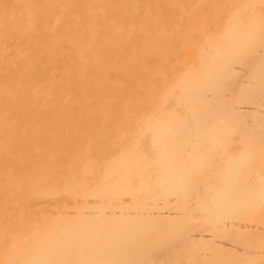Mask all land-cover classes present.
I'll list each match as a JSON object with an SVG mask.
<instances>
[{"label":"bare ground","instance_id":"obj_1","mask_svg":"<svg viewBox=\"0 0 264 264\" xmlns=\"http://www.w3.org/2000/svg\"><path fill=\"white\" fill-rule=\"evenodd\" d=\"M6 24L0 93L49 120L3 162L0 264H264V0H0ZM96 34L99 65L66 51Z\"/></svg>","mask_w":264,"mask_h":264},{"label":"rangeland","instance_id":"obj_2","mask_svg":"<svg viewBox=\"0 0 264 264\" xmlns=\"http://www.w3.org/2000/svg\"><path fill=\"white\" fill-rule=\"evenodd\" d=\"M81 1H90V0H81ZM168 2L172 0H167ZM183 3L188 2V1H195V0H181ZM202 2H209L212 0H201ZM215 1V0H213ZM64 10V9H62ZM61 11V10H60ZM65 11V10H64ZM94 11L93 7L87 6V5H80L77 6L76 11L71 10L72 15L76 17V19L79 20V25H83L85 28H87L88 24L91 22L89 16L92 14ZM55 13L56 10L54 11ZM10 25V24H9ZM9 25H1L0 27L4 29L0 30V34L3 32H7L9 30ZM86 25V26H85ZM22 27H26L25 25ZM25 29H22L20 32H24ZM72 38H75L77 34H70ZM4 37L0 38V54L2 57L7 58L9 60L12 59V56L15 54V51H17V47H15L21 40V38H10L7 39L8 41H4ZM55 39H59L61 41L60 37H56ZM39 40H34L30 41L27 45H37L38 46ZM79 43L78 45H76ZM67 44V43H66ZM94 44L97 45V34L91 37H87L83 41H79L77 38L75 41L68 43L67 46V52L71 50L70 47H78V50L82 52V56L85 59V56H90L93 55L96 57V61L92 64L99 65L97 61V57L99 54V51L101 47H94ZM1 59V58H0ZM57 64H59V61H57ZM65 69L60 68L59 71H63ZM111 70V66L106 67L105 69L102 70V76L106 74ZM37 79H41V74H37L36 77ZM10 80L8 75H3L0 77V83L3 84L4 81ZM241 82H245V79L242 80ZM240 82V83H241ZM4 92L0 93V176L4 172L3 169L7 166H3V162L8 159L15 157L16 154L24 153L26 151H32L35 150L37 151V148L40 147L39 143L37 142L39 139L42 138L43 133L40 132L42 129V123L48 121V116L45 114L43 118L40 120L36 117H34V112L29 110L26 107L20 108H9L5 104V100L8 99L7 94H13L16 96L15 101H21L23 99L29 98L30 100L32 99L33 103L35 105L41 103V99L38 97L40 92H37L34 87L31 88H22V89H10L8 86H5ZM16 91H19L16 92ZM17 93V95L15 94ZM229 95V94H227ZM228 98V97H227ZM13 101V102H15ZM50 105V104H49ZM11 115V116H9ZM6 118V119H5ZM53 133H55L53 131ZM48 133H44V137L47 136ZM35 139V140H34ZM240 142L234 141L233 142V147L232 145L229 144L230 150L228 152H236L237 148L236 146L239 145ZM3 184H7L4 179L0 177V188L3 186ZM195 190H198L197 188H194ZM192 195V192H191ZM194 201H190L188 206H189V216H192L190 218L189 222L194 224L195 222L198 221L200 215L199 211L195 209ZM5 204L1 201L0 198V207L4 208ZM185 213V212H184ZM3 231V229L1 230ZM196 233V232H195ZM194 243V242H193ZM194 249H195V254H194V259L195 258H200L201 253H204V249L202 245L197 242L194 243ZM164 256L167 255L166 252L163 253ZM200 255V256H199ZM186 258L181 255L178 261L184 262ZM227 262V259L223 258L221 260L222 264H225Z\"/></svg>","mask_w":264,"mask_h":264}]
</instances>
